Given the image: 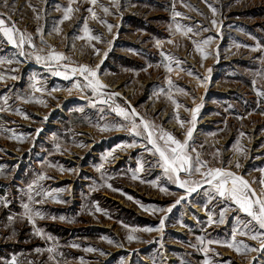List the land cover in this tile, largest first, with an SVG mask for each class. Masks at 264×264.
Here are the masks:
<instances>
[{
  "label": "rangeland",
  "instance_id": "1",
  "mask_svg": "<svg viewBox=\"0 0 264 264\" xmlns=\"http://www.w3.org/2000/svg\"><path fill=\"white\" fill-rule=\"evenodd\" d=\"M69 7L70 19L61 23ZM0 18L31 35L35 45L26 43L21 56L0 33V264H264V237L236 236L258 251L242 248L238 254L224 246L232 241L234 228L244 230L250 218L231 200H210L208 185L171 213L153 212L186 193L164 175L158 156L146 150L151 146L130 134V125L109 105L92 106L91 101L104 97L73 87L84 83L79 73L65 80L53 74L63 67L35 59L55 50L68 57L62 65L96 70L107 85L102 91L120 94L112 106L130 105L181 142L192 127L191 110L199 106L190 155L198 153L209 167L242 176L261 193L264 95L258 93H264V0H97L95 5L89 0H0ZM85 24L100 42L78 38L85 35ZM188 27L192 32H186ZM209 37L202 58L196 43ZM168 65L173 71H167ZM33 83L42 91H34ZM105 124L114 130L100 131ZM132 143L136 146L125 147ZM139 163L143 170L133 180ZM182 178L201 180L199 175ZM26 203L44 218L33 216L30 223ZM222 210L224 223L210 225L208 214L219 221ZM165 217L163 231L139 230L159 229ZM250 227L264 231L254 222ZM129 235L134 239L129 241Z\"/></svg>",
  "mask_w": 264,
  "mask_h": 264
},
{
  "label": "snow or ice",
  "instance_id": "2",
  "mask_svg": "<svg viewBox=\"0 0 264 264\" xmlns=\"http://www.w3.org/2000/svg\"><path fill=\"white\" fill-rule=\"evenodd\" d=\"M89 2L92 5H95L97 3V0H89ZM206 2V0H205ZM102 10L107 14L109 12V9L107 7L102 6ZM213 14L215 15V9H211ZM72 8L69 7L65 10V14L63 16V19L61 23L64 20L70 19V13L72 12ZM88 11L92 14V17L96 18V13L93 11L92 8H89ZM177 16L180 15V13H176ZM101 23H106L105 21H101ZM211 23L213 25L216 24L215 20H212ZM108 30L111 31L112 25H107ZM57 33H59V29H55ZM177 31L181 30V26L177 25ZM207 31V29H204ZM38 33L42 35V30L37 29ZM85 35L78 37L79 39H86L88 41L95 40L97 42L101 41L100 36H94L90 34V30L88 29L87 25L85 24L84 27ZM186 32H192V28L188 27L186 29ZM0 33H2L3 37L6 38L7 42L20 49V55L24 56L26 53L24 52V46L27 43L28 47L34 48L35 45L32 43V36L25 34L23 32H19V30L13 26L8 27L6 26V22L3 18H0ZM18 34V35H17ZM211 37L203 40L201 43H196V49L198 52L201 53L202 58L205 57V53L203 50V46H206L211 41ZM41 43H44L43 40H41ZM171 43V41H169ZM96 54H99V49H94ZM107 53H105V56ZM166 59H171L167 57ZM35 59L37 62L44 61L51 66L52 62H55L58 68L63 67L64 71L61 72L59 70L54 71L53 74L57 76H62L65 80H68L71 78V76H75L77 73L81 77H83L84 83L83 85L80 84L78 81L73 85L74 88L80 89L83 91L84 89H90L91 92L94 95H98L100 97H104L95 101H91L92 106H96V104L101 105H109L111 108V111L115 112V114L118 117H121L127 124L130 125V127L127 128L130 134L142 137V139L147 141V145H150V148L146 147V150L154 156H158V166L162 168L164 175L167 177L169 181H171L173 184H175L177 187L183 189L186 193V196L180 197V199H177L175 203L168 207L167 209L163 208H153L152 211H161V212H167L171 213L172 209L181 203L182 200H184L186 197H190L193 193L198 192L201 188H203L204 185H208L209 188L212 190V192H209L208 195L211 199H215V196H219L220 198L224 200H231L233 204H235L238 208V210L244 214H246L247 217L250 218L248 223L243 224V229L241 230L239 228H234L232 232V241L231 242H224V246L233 248L238 254L241 252V249H248L250 251H258V249L251 248L249 249V246L246 244H243L242 241H237L236 236H248L250 239L256 240L260 237H264V231H256L254 227H250V225L254 222L255 226H258V229L264 230V192L257 193L255 189H253L250 186V183L246 181L242 176H238L232 171L226 170L223 167H209L207 161H203L200 159L199 154L195 157L190 155L188 149L191 146V140L193 137V132L195 129V121L197 119V113L200 111L199 106L192 109V127H189L187 129V132L185 134V139L183 142L178 140L174 135L171 133L164 131L163 129L156 126L151 121H148L141 117L139 113L135 111L134 108L129 107L126 109L124 107H121L119 105L112 106L110 103L113 101L115 97H118L120 94L118 92L113 93H104L102 90L107 88V85L103 84L98 79V73L96 70L86 66V65H79L78 67H72L69 68L67 65H62L60 62L68 60V57H65L62 53H57L55 50H52L48 53L47 56H41L37 54L35 56ZM2 62V61H0ZM8 63H13L11 59L7 61ZM179 61H177V66L179 65ZM99 65H97V68ZM167 71L171 72L173 71V68L171 65L166 66ZM146 70V69H145ZM14 71V70H13ZM210 71V70H209ZM71 73V76L69 75ZM189 75H192V73H189ZM12 79H16L15 76L12 77ZM35 80V78H33ZM169 86H172V81L169 79L168 81ZM255 83V82H253ZM32 88L36 92L42 91L41 88L36 86V83L32 84ZM57 89H53V91H56ZM178 91H184L183 89H177ZM69 92H71V89H68ZM260 95H264V93H258ZM169 99L172 100V103L179 108L180 105L178 102L174 99H172L171 96H169ZM25 102H32L31 100H26ZM37 103H43V101H36ZM17 113H20V110L17 109ZM24 118H27V114H22ZM139 121V122H137ZM177 122L180 124L181 127L184 125V121L177 116ZM99 127V126H98ZM121 128H124L125 125H120ZM100 131H111L114 130V126H109L105 124L102 127H99ZM39 132V130H38ZM82 146V145H78ZM135 143L127 144L125 147H135ZM194 152L195 149H192ZM109 156H112V153L109 152L107 156H105L103 159L105 162H107V159ZM239 163L236 164V167H239ZM103 165H101V168ZM100 171V168L97 169ZM143 170V164L139 163L138 167L136 168L135 172L133 173L132 179H138L137 173H140ZM262 173H264V169H260ZM182 174L187 177H192L194 175H199L201 177L200 181L191 180V179H183ZM45 177H40V179H44ZM260 184L264 186V179L260 180ZM153 185H155V182H153ZM107 187L111 188L112 186L110 184L106 185ZM31 188V186H30ZM114 191H120L119 189H113ZM160 191L167 192L166 187H161ZM215 193L213 195L212 193ZM123 194V193H122ZM46 197H51L56 200V202H60L53 193L46 192L43 193ZM131 199V197H128ZM32 197L29 196V200L31 201ZM39 203V201H37ZM141 207H143L141 205ZM24 214L28 217L30 223H34L32 220L33 216L44 218L40 211L34 210L29 206V204H24ZM148 210V209H144ZM207 210V209H206ZM97 211H100L99 208H97ZM11 220L12 218L9 217ZM63 219V217H61ZM165 218H161L160 220V226L159 229H154L152 227H145L143 229H139L140 231L145 232H151L153 230H159L163 231L164 225H165ZM224 223V211L222 210L220 212L219 221H215L213 219V216L211 214H208V223L211 225L212 223ZM133 231H137V229H133ZM128 240L131 241L134 239V236L129 235ZM111 243L112 241H108ZM208 244L212 243H221L220 241H212L209 240L207 242ZM76 247L77 245H73ZM261 249H264V242L261 243ZM87 251H95V249L88 248ZM39 251V249H37ZM48 251L51 253L53 252V249H48ZM205 253H207L208 249H204ZM103 254V253H101ZM12 264H16L15 260L12 261ZM205 264H208V261H205Z\"/></svg>",
  "mask_w": 264,
  "mask_h": 264
},
{
  "label": "crops",
  "instance_id": "3",
  "mask_svg": "<svg viewBox=\"0 0 264 264\" xmlns=\"http://www.w3.org/2000/svg\"><path fill=\"white\" fill-rule=\"evenodd\" d=\"M33 66H34V65H32L31 67H33ZM36 67H37V65L34 66V68H36Z\"/></svg>",
  "mask_w": 264,
  "mask_h": 264
}]
</instances>
